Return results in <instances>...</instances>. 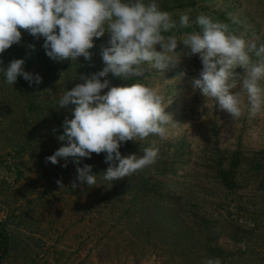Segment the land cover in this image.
<instances>
[{"label": "rangeland", "instance_id": "1", "mask_svg": "<svg viewBox=\"0 0 264 264\" xmlns=\"http://www.w3.org/2000/svg\"><path fill=\"white\" fill-rule=\"evenodd\" d=\"M197 9L210 17L225 14L231 22H238L237 36L254 40L258 46L264 43V0H198ZM183 12L191 10L175 11L173 19ZM108 39L107 34L94 38L89 51L96 63L91 69L74 70L67 80V65L85 58L56 62L45 54L43 39L34 50L32 46L17 50L13 59H24L25 71L38 73L42 83L70 90L83 82L81 75H91L105 66L101 50L108 46ZM176 51L177 62L163 73H144L150 77L143 83L162 92L169 103L165 111L176 123L167 139L154 136L145 141L147 146L155 141L159 155L143 170L180 197L198 218L210 219L213 227L217 224V247L241 254L239 264H264V112L250 118L245 111L234 121L214 101L193 90L191 82L202 68L199 55H189L179 43ZM252 59L258 58L253 55ZM244 71L235 69L238 77ZM239 83L231 91H239ZM3 105L0 91V108ZM3 129L0 126V221L10 234V249L1 264H182L161 241L156 248L152 247L155 241L146 246L138 242V236L130 231V194L125 186L98 178L91 188L79 182L72 188L76 166L71 158L67 167H62V159L58 164L46 162V157L66 143L57 139L63 129L26 151L20 148L23 141L19 135ZM236 151L260 159L263 169L259 173L242 169L241 189L231 193L219 184L215 170L219 157ZM103 155L93 153L90 159H82L80 166L90 164L99 174L106 169H101ZM58 179L63 189L58 187ZM255 226L261 233L250 235Z\"/></svg>", "mask_w": 264, "mask_h": 264}, {"label": "clouds", "instance_id": "2", "mask_svg": "<svg viewBox=\"0 0 264 264\" xmlns=\"http://www.w3.org/2000/svg\"><path fill=\"white\" fill-rule=\"evenodd\" d=\"M193 24L198 30L177 38L174 30ZM21 29L43 38L45 54L56 62L76 61L81 56L90 59L94 38L109 37L108 46L101 50L102 70L81 75L83 82L65 90L57 101L58 109L74 107L72 118L63 121V133L57 137L66 143L46 157V162L58 164L62 159V167H67L71 158L76 166L72 188L77 182L91 188L98 178L112 183L156 162L159 148L155 141L143 148L142 155H122L120 148L127 141H143L149 136L169 137L176 122L165 111L169 104L166 97L158 88L139 81L114 86L107 77L111 74L128 81L149 70L163 73L177 62L178 43L189 55H199L202 68L191 82L194 91L198 89L234 121L245 111L250 118L264 112V43L258 46L254 40L246 41L233 34L227 23L206 14L191 20L183 12L177 21L161 9L158 0H0V54L20 43ZM253 55L258 58L255 62ZM24 66L22 58L6 66L0 59V83L13 86L21 77L30 87L39 86L42 77L25 71ZM237 67L245 70L242 77L237 76ZM238 80L240 90L231 91ZM93 153L105 154L108 166L102 176L94 173L90 164L80 166L82 159H90ZM56 183L64 188L62 180ZM202 264L221 261L205 258Z\"/></svg>", "mask_w": 264, "mask_h": 264}, {"label": "trees", "instance_id": "3", "mask_svg": "<svg viewBox=\"0 0 264 264\" xmlns=\"http://www.w3.org/2000/svg\"><path fill=\"white\" fill-rule=\"evenodd\" d=\"M158 3L162 10L170 12L173 16H176L174 12L177 10H191L189 13L191 20H195L198 14H205L203 10L197 9L198 0H158ZM211 18L227 23L230 31L236 35L238 22H231L223 13ZM178 19L179 17H176L177 21ZM193 30H198L194 24L191 28H177L174 31L179 39L183 33ZM21 32L20 43L13 44L3 54H0L3 63L10 62L17 50L31 47L43 39H37L23 29ZM179 45L186 49L182 43ZM94 63L96 62L93 58L71 63L67 65V75L64 78L67 80L74 70L83 71L90 66L89 69H91ZM149 77L147 74L124 81L109 74L107 78L111 80L112 85L121 86L138 81L143 83ZM2 79L0 77V81ZM0 84L2 100L5 102V105L0 108V126L4 128L3 132L8 130L7 133L20 136V140L23 141L20 145L22 151H26L27 148L31 150L43 144L49 134L62 130L61 125L66 118H72L70 110L74 106L58 109L57 101L65 90L54 87L53 83L43 82L39 86L30 87L23 78L18 77L13 86ZM152 137L154 136H149L143 141L125 142L120 148L122 155L132 153L142 155L143 148L148 147L144 143ZM107 166L103 155L101 156V169ZM244 168L259 173L263 165L260 159L248 157L240 151L234 152L229 157H219L215 170L216 179L229 192H236L241 189L240 172ZM161 173L165 174L164 171ZM116 181H118L117 185L125 186L130 194V209L127 210L130 231L138 236V242L141 245L146 246L149 241H155L152 247L156 248L161 241L167 252H171L172 256H175V259L182 264H196L198 260L200 264L205 258H219L221 264L240 263L241 254L226 251L215 245L219 237L214 231L217 224L213 227L210 219L198 218L180 197L165 190L164 185L154 180L149 172L142 169L129 177ZM255 227L249 231L250 235L260 230L259 226ZM157 235H159L158 239L154 238ZM9 249L10 234L4 223L0 221V254H2L0 264L7 256Z\"/></svg>", "mask_w": 264, "mask_h": 264}, {"label": "water", "instance_id": "4", "mask_svg": "<svg viewBox=\"0 0 264 264\" xmlns=\"http://www.w3.org/2000/svg\"><path fill=\"white\" fill-rule=\"evenodd\" d=\"M2 254H0V257H1Z\"/></svg>", "mask_w": 264, "mask_h": 264}]
</instances>
